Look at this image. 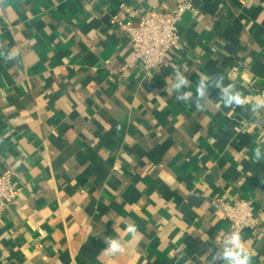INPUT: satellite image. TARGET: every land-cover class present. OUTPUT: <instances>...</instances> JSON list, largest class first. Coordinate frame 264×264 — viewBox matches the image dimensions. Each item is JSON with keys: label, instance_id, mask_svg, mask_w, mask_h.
Returning a JSON list of instances; mask_svg holds the SVG:
<instances>
[{"label": "crops", "instance_id": "1", "mask_svg": "<svg viewBox=\"0 0 264 264\" xmlns=\"http://www.w3.org/2000/svg\"><path fill=\"white\" fill-rule=\"evenodd\" d=\"M182 2L169 64L129 65L112 19ZM177 67L192 93L203 72L264 98V0H0V170L21 187L0 212V264H208L230 230L213 199L251 198L264 222V114L223 108L217 89L203 111L178 102ZM240 233L264 264V232ZM106 237L127 251L102 253Z\"/></svg>", "mask_w": 264, "mask_h": 264}, {"label": "built area", "instance_id": "2", "mask_svg": "<svg viewBox=\"0 0 264 264\" xmlns=\"http://www.w3.org/2000/svg\"><path fill=\"white\" fill-rule=\"evenodd\" d=\"M122 6V5H121ZM190 4L182 2L167 12H145L138 19L114 18L112 23L123 30L132 44L129 65L142 64L145 70H158L169 64V52L180 41L179 21ZM17 170L6 167L0 170V212L19 197L21 187L16 185ZM216 212L230 222V230L264 232V222L251 198L233 201L224 198L212 200Z\"/></svg>", "mask_w": 264, "mask_h": 264}, {"label": "clouds", "instance_id": "3", "mask_svg": "<svg viewBox=\"0 0 264 264\" xmlns=\"http://www.w3.org/2000/svg\"><path fill=\"white\" fill-rule=\"evenodd\" d=\"M19 53L16 50L8 51L3 55L5 61L15 60ZM175 77L171 84L169 78L166 79V91L170 95H175V99L180 103L194 106L197 111H203L209 102V93L213 89L218 90L217 102L223 107L230 110L241 108L247 110L254 116L264 114V98L249 101L241 90L240 86L228 79L224 75H209L203 72L197 73L195 93L189 91L191 81L181 71L179 67L174 69ZM228 82L225 83V80ZM256 161L264 160L261 148H256L254 151ZM115 227V226H114ZM125 231L133 240L136 239L138 228L134 223L126 225ZM106 247L102 253L109 257L122 255L127 251V246L130 241L122 240L119 237L103 238ZM216 249L208 264H251L253 253L246 246L240 231L232 230L223 235V237L214 241Z\"/></svg>", "mask_w": 264, "mask_h": 264}]
</instances>
